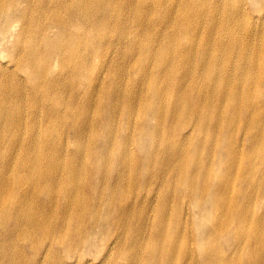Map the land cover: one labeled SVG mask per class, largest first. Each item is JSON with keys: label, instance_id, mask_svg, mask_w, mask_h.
I'll use <instances>...</instances> for the list:
<instances>
[{"label": "bare ground", "instance_id": "obj_1", "mask_svg": "<svg viewBox=\"0 0 264 264\" xmlns=\"http://www.w3.org/2000/svg\"><path fill=\"white\" fill-rule=\"evenodd\" d=\"M218 1L0 0V264L262 263L264 0Z\"/></svg>", "mask_w": 264, "mask_h": 264}, {"label": "rangeland", "instance_id": "obj_2", "mask_svg": "<svg viewBox=\"0 0 264 264\" xmlns=\"http://www.w3.org/2000/svg\"><path fill=\"white\" fill-rule=\"evenodd\" d=\"M223 0H220L218 1V5H224L222 3ZM226 3L230 4L232 3V5H242L243 4V1L242 0H225ZM254 17H243L242 20L244 21V23H248L250 20H252ZM85 257L84 256H80V259H84ZM77 257H74V258H70L68 259V264H76L77 262ZM84 264V262H83ZM258 264H264V260H262V263H258Z\"/></svg>", "mask_w": 264, "mask_h": 264}]
</instances>
